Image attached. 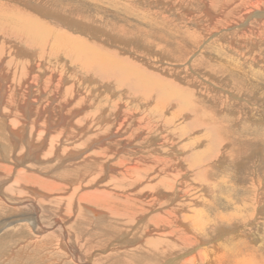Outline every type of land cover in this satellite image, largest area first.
<instances>
[{"label":"rangeland","instance_id":"rangeland-1","mask_svg":"<svg viewBox=\"0 0 264 264\" xmlns=\"http://www.w3.org/2000/svg\"><path fill=\"white\" fill-rule=\"evenodd\" d=\"M103 1L104 0H0V4L7 3L11 6L14 5L17 8L20 7L27 13L38 16L46 15L47 13L53 15L57 13L61 15L62 12V14L64 13V15L73 17L74 20L89 26V31H93L94 34H100L99 38H103L102 41H104L106 46L117 49L118 51L121 50L120 52L123 55L130 57V59L139 67L141 66L142 69L158 74L162 78L172 80L175 84L182 87H189L192 90L200 91L201 97L195 99V102L197 105H203L205 111H207L206 113L200 107L199 108L205 116L213 118L211 120H213L215 125L220 129L217 137L222 140L218 141L221 144L219 143L214 148V151H211V157L200 162L199 167L194 166L193 168H189V157L187 156L192 155L191 153L193 150L190 149L186 151L187 153L184 152L181 154L179 153V149L181 150L180 147L185 145L186 142L190 141L193 137L200 136L202 131H204L202 127L196 128L195 130L189 128L185 138L182 137V139L178 138L170 127H166L163 124L162 117L160 121L157 118L155 119L153 115H149L152 121L147 125L148 120L146 117L148 115H146L144 111L146 108L144 103H140L138 106L135 105L134 102L129 104L125 96L127 94L125 89L122 90V88H117L114 82H104L97 78H88L86 74L78 70L76 65L69 63V60L63 55L57 56L56 58L52 57L51 59L47 57L42 60L40 59L41 63L43 62L42 65L40 64L41 68L37 71L35 67L34 71L39 73L48 71V74L46 75L45 72L41 73L40 76L37 73L38 77L35 80L30 76L31 78H29V81H33V83L27 81L23 84V82H21L23 85V89L21 90L27 92L25 96L23 95L25 92L22 94L23 99L20 104L26 103L25 101L27 100H36L37 104L40 102V97L43 96L42 92L44 91V88L39 85L42 80L50 77V80L57 84V81L60 82L63 78H67L68 80L65 79L63 81V85L74 86L75 90H79L80 94L83 96H85L86 93L83 94L82 91L86 90L87 93L91 94L90 99L94 106L93 111L95 112V109L97 110V113L93 116L94 119L97 120L95 121L93 119V128L89 132H86V134H81L79 138H77L74 132L69 134V130L65 131V138L70 139L68 147H70L69 149H73V152L71 151L72 153H77L79 150L83 151V149L87 150L89 147L91 149L108 147V154L112 156V159L109 160L110 164H114V161L120 158L123 162L121 166L124 167L123 169L131 167L141 168L139 172L140 182L142 183L140 185L141 189L149 185L147 180L148 178L151 179L153 174L154 176H159L160 179L165 176V172H169L172 175L174 174L176 177H178V169L180 171L183 170V172L185 171V173L187 172L185 178L183 177V179H181L178 177L179 179L176 178V180L173 181L174 187H176V195L180 192L177 190L182 189L179 180L186 181L184 183L185 186L189 185L185 196V202L191 205L185 203V205H188V209L186 212L184 211V213L191 215L194 220L195 217L193 214L196 213L194 210L201 209V211L204 210L206 215L213 221L206 224L198 215L199 223H201V225L203 224L201 226L202 231H198L196 227H192L193 224H189L192 232L186 236L188 240L182 236L181 241L184 246L179 238V231H182V229L172 226L171 231L175 234L172 240L174 243L173 245L176 247L178 243L177 245L179 246L176 247L178 249H170L169 244L162 245V250L164 252L161 253V256L159 254L158 260H153L150 256H145L151 264H156L157 262L164 264L165 262L163 261L171 262L173 260L175 262H183L184 258H191L194 257V255L197 256V254L205 248H215L214 250L217 249L221 251L217 253L219 256L220 254L222 256L221 261L219 260L218 262L219 264H242L243 261L244 264L249 260V264H264V0ZM224 1H227V3ZM95 3L99 4V7H101L94 6L96 9L83 8L84 4ZM118 5L122 10L128 11L124 12L121 16L116 15L113 11L115 10L114 7ZM223 7L229 9V14L220 13V9ZM213 23H215V25ZM115 44L117 45L112 46ZM20 50L21 54L26 53L30 55V61H28V63L33 62L32 57L34 61L37 59L35 55L36 52H38L37 48ZM2 56L3 55H0V61L2 60ZM4 61L6 62L4 63ZM1 62L2 65L7 64V60L3 59ZM144 65L145 67H143ZM228 65L230 67L225 69ZM13 70L15 71L16 68L12 67L10 70L6 69L4 73L8 74L10 71V74H13ZM67 71L70 75L67 74ZM56 72L58 74H56ZM55 74L59 75V78L56 79L55 77L57 76ZM61 76L63 77L62 79L60 78ZM69 80L70 82H67ZM95 80L97 81L95 82ZM46 89V96L44 95L43 99L48 98L47 102L44 104V109L47 110V112L52 110L53 116L50 114L49 116H44L45 118L48 117L45 119L46 122L44 125L38 123L37 128H34L35 134L33 132V136L31 137L29 133V124L31 122L29 116H25V114L22 116L20 111L14 113V115L16 114V116H14L15 118L29 123L26 129H22L20 125L18 127L19 130L14 129L13 126L10 125V120L13 116H9L8 113L3 114L2 110H4V108H0V184L7 183V185H12L14 184L12 183L13 179L18 173L23 174L22 177L25 179V176H28L27 174L30 175L33 173V175L38 176V179L41 180L40 186H46L48 189H52L56 186V189H52L53 193H51L53 195H51L50 201L48 199L46 202L48 203L46 204L47 207L50 206L51 210L53 209L51 213L48 212V220L52 221L57 217H61L64 220V224H68L66 225L68 226L69 232H80V228L73 226L80 221L77 219L78 198L75 194L81 193L88 188L89 190L87 191L90 192L91 190L96 191L97 189V192H120L119 190L125 189L121 180V170L115 167L109 168L108 163L104 165L105 170H103L104 173L102 176L99 175V173L96 174L97 170L101 174L102 169H98L97 167H99V165L95 164L94 175L97 178L93 175L94 179L91 177V180L88 176H85V179H75V176H72L74 177L72 178L69 175L66 178L64 176L62 177L60 174L62 171L53 169L55 165H52L44 173L37 170L33 171V168L28 169L27 166L31 164H37V169H42L46 164H40L37 162L36 157L28 156V139L31 138L33 141L36 140L38 129H49V123L51 122L52 125L56 124L62 111L64 113V109L60 107V101L54 100V95H58V91L52 88ZM29 90H31V93H29ZM39 90L40 94H38ZM58 96L61 97L60 93ZM77 96L78 95L74 94L73 100L75 104L81 99V97L76 98ZM87 96L89 97L88 94ZM67 100H69V98ZM139 100H137V102H140ZM48 101L51 102L48 103ZM20 104H16V108L19 110L23 108L22 106L20 107ZM84 104L82 103L74 106L78 112L80 110L79 116L90 111V107H87V105L83 106ZM97 105H99V108ZM81 106H83V108ZM4 107L8 108V103H5ZM72 107L73 106L67 107L70 113L74 111ZM175 108H177V104L171 106L170 109L168 107V110L164 112V116L167 118L170 117V112ZM93 111L91 109V112ZM67 115H69V113H67ZM7 116L9 118H7ZM149 116L147 118H150ZM72 117H77V115ZM78 117L77 121L74 119L73 124L77 122H79V124L86 122L84 118ZM194 117L195 116L191 113L184 114V118L179 115V118L174 121V124L175 126H179L183 122H191ZM80 118H82L83 122H80ZM104 120L107 121L104 122ZM172 128L174 129L173 126ZM102 136H106L103 144L102 142H93ZM202 139L203 140L197 145V151L205 150L208 145V140L205 139V137ZM81 142L86 143L85 146H80ZM87 143L92 144L88 145ZM53 150L55 149L53 148ZM9 151L10 153L12 152V155H10ZM4 156H8V159L6 160ZM25 156L26 159H23L21 165L20 162L22 160L19 158H24ZM163 159H165V161ZM177 159H180L183 165L180 166V164L177 163ZM59 162H61V159H58L56 164H59ZM169 163L178 167L171 169V167L169 168V165H167ZM80 164L83 168L81 173H86L87 168L84 166L85 163L80 160ZM64 167L68 169L67 166ZM144 168L146 171H141ZM201 168H204L203 176L201 175V180H197V173ZM22 170L24 171L23 173ZM150 170L152 172H150ZM173 170H175V173L172 172ZM69 171L71 172L70 169ZM76 175H80V173L77 172ZM35 179L36 181L38 180L37 178ZM74 179L81 184L78 185L80 189L77 192L74 190L75 187L73 184H71L72 181L75 182ZM89 180H91L92 183H90ZM21 185H23L22 187L26 186L24 184ZM43 189L46 191L45 187H36L37 191L44 192ZM163 191L165 193L169 192L167 189ZM73 192H75V199L73 200L74 203L72 206L69 204L70 212H65V214L60 213L64 211L62 208L67 205ZM29 193L31 194V192L26 194ZM148 193L150 194V192ZM180 193H183V191L181 190ZM200 195H202V197H200ZM30 196L31 195H14L13 198L16 200L34 198L36 200L34 196ZM40 197V199L43 198V196ZM215 197H218L221 204L217 205L218 208L214 207V205V209L212 207L207 208L208 201L213 202ZM1 201L0 264H84L83 261H76L72 253L69 252L67 244L61 241L59 236L51 240L45 237L47 234L39 235L33 220L23 219L22 216L20 217L22 212L19 209L17 211V208L6 205L4 200ZM16 202L18 203V201ZM227 203L228 205H225ZM94 207L96 209L100 208L103 211L108 210L106 213L113 214L104 204L98 203ZM28 212L32 214V211ZM109 217H111L110 220L114 219L112 216ZM114 217L115 220L113 221H119V216L114 215ZM21 218L22 220H20ZM23 225H25V227ZM77 226L79 225L77 224ZM106 226L108 229H104L105 231L102 233L95 234L89 239V242L86 239L83 240L82 251H84L83 257L85 261H88V258H90L92 262H88L93 264H109L112 262V259H115V256L111 254L114 252V249L119 250L121 248L119 251H125V249L127 251L135 247L134 244L136 240L133 238L134 230L132 228L125 229L122 223L117 225L108 223ZM86 228L85 231L88 233L89 230H92L91 228ZM110 230H112L113 233L110 232ZM123 230L124 232H122ZM129 232L133 233L130 234ZM150 232L155 233V230ZM194 235L198 240L195 239ZM144 239H146V236L139 240L142 241ZM192 242L194 244L191 246L187 244ZM224 243H229L232 247H230V249L229 247L219 249L220 245ZM84 247L87 251L84 250ZM198 257L202 258L200 255ZM144 260L145 259L140 262L147 261ZM198 263H200L199 260ZM201 263L206 264L204 261Z\"/></svg>","mask_w":264,"mask_h":264},{"label":"bare ground","instance_id":"bare-ground-1","mask_svg":"<svg viewBox=\"0 0 264 264\" xmlns=\"http://www.w3.org/2000/svg\"><path fill=\"white\" fill-rule=\"evenodd\" d=\"M224 2L227 3V1H224ZM52 3H54V2H52ZM83 6H84L83 8H85V9H92V8L96 9V7H99V4H96V3L95 4H84ZM94 6H96V7H94ZM117 7L115 6L114 7L115 10L113 11V12H115L116 15L121 16L124 12L128 11V10H122V8L119 7V5ZM228 10L229 9H226V7H223L222 9H220V13L221 14H229ZM99 12H100V9H99ZM249 17H251V16H249ZM211 19H213V18H211ZM217 19H218V17H217ZM221 19H222V17H221ZM213 24L215 25V23H213ZM105 25H107V24H105ZM121 27H123V26H121ZM89 30H90L89 26L85 25L84 23H81L80 21L78 22V21L74 20L73 17L64 15V13L62 14V12H61V15L57 14V13H54V15L51 13H47L46 15L44 14V15L38 16V15L31 14V13H27L26 11H23L20 7L17 8L14 5L11 6L7 3L0 4V55H3L2 60L3 59L7 60V64H5V65L1 64L2 60L0 61V108H2V109L4 108V110L6 109L5 112H4V110H2L3 114L8 113L9 116H13L12 118L10 117L11 118V120H10L11 124L10 125L13 126L14 129H18L19 125L21 126L22 129H24V128L26 129L28 124H29L28 122L21 121L19 118H15L14 116H16V114L14 115V113L20 111L22 116H24V114H25V116H29L30 121H31L29 124V126H30V129H29L30 132L29 133H30V137H31V136H33L34 128H37L38 123L44 125V123L46 122L45 119L48 117L45 118L44 116H49V114L51 116H53L52 110L47 112V110L44 109V106H45L44 104H45V102H47V98H48L47 97L46 99H43L44 95L46 96V91H45V90H47L46 88H52L53 90L58 91V95L60 93L61 97H59L56 94V95H54V100L55 101L59 100L60 101V103H59L60 107L64 109V113L61 110L62 113L58 117L56 124L52 125L50 122L49 123V126H50L49 129H42V128L38 129V135L36 137V140L33 141V140H31V138L28 139V143H27L28 156L29 157L34 156V158L36 157L37 162H39L40 164L46 163L45 167H43L42 169L41 168L37 169V167H36L37 164L36 165L31 164L30 166H27L28 169L33 168L32 169L33 171L37 170V171H41L42 173H44L52 165H55V167L53 169H56V170L58 169V170L62 171V173H64V174L60 173L62 175V177L64 176L66 178L69 175L71 177L75 176L76 177L75 179H80V178L85 179V176L86 177L88 176L89 179L92 180V178L95 176L94 175L95 164L99 165V167H97L98 169H102L101 174H100V172H98V170H97L96 174L99 173V175L103 176V173H104L103 170H105L104 165L108 164L109 160L112 159L111 154H108V151H109L108 147L107 148L102 147L101 149L100 148H92L91 149L89 147L87 150L86 149H83V151L79 150L77 153L76 152L72 153L73 149L72 148L69 149L70 147H68V143L70 142V139L65 138V136H66L64 134L65 131L69 130V134L74 132V134L77 135V138H79V136L81 134H86V132H89L93 128V124H94V122H93L94 117L93 116H95V114L97 113L96 112L97 110L95 109V112L93 111L94 106L92 105V100L90 99L91 94L87 93L86 90L82 91L83 94L86 93V95L83 96L80 94L79 90H75L74 86L63 85V81L67 78H63L61 76L60 78L61 79L63 78V79L60 82L57 81V84H56L50 80L51 79L50 77L49 78L45 77L48 79L42 80L41 83L39 84L42 88H44L43 89L44 91L43 92L41 91L43 96L40 97L41 99L39 100L40 101L38 103L39 105L37 104L36 100H27V101H25L26 103L20 104L21 100L23 99L22 94L25 92V90H21V89H23V85L21 84V82H23V84L27 81L29 83L30 82L33 83V81H29V78H31L30 76H32L33 80H35L38 77V74L40 75L41 73L46 72V71L41 72V73L37 72L38 69L41 68L40 64L42 65V63H43V62L41 63L40 59L42 60L43 58H46V57L48 59H51L52 57L56 58L57 56H61V55H63L65 58H67L69 60V63L76 65L78 67V70H80L84 74H86V76L88 78H90V79L91 78L92 79L97 78L98 80H101L104 82H114L115 86H117V88H122V90L125 89L127 91V94L125 96L127 97L126 99L128 100L129 104L131 102H134V104L138 106L140 103H144L145 107H146L144 110L146 115H148V116L153 115L155 119L157 118L160 121H161V117H162L163 122H164L163 124L166 127H170V129H172L173 133L175 132V134L177 135L178 138H182V137L185 138V135H186L189 128L192 130L193 129L195 130L196 128L202 127L204 131H202L201 135L197 136V137H193L190 141L186 142L185 145H182V147H180L181 150L179 149V153L182 154V153H184L190 149L193 150L191 153L193 156L192 155L187 156V157H189V163H188L189 168H193L194 166L199 167L200 162L210 158L211 157V155H210L211 151H214V148L220 143L218 141H222V140L217 137L218 131L220 129L218 126L215 125L214 121L211 120L213 118L205 116L201 112V109L205 113L207 112V111H205L203 105H199V104L197 105V103L195 102V99H199V97H201V95H200L201 92L198 90H192L189 87H182L180 85L175 84L174 81H172V80L162 78L158 74H155L153 72H149V71H146L145 69H142L141 66L139 67L136 63H134V61L131 60L130 57L123 55L120 52L121 50L118 51L117 49H113L112 47L106 46L104 41H102L103 38H101V37L99 38L100 34H96V33L94 34L93 31H89ZM96 35H98V36H96ZM116 39H115V41H116ZM116 45L117 44L112 45V46H116ZM29 48H31V49L37 48L38 49V52L35 51L36 52L35 55H36L37 59L34 61V58L32 57V59H33L32 63L31 62L28 63V61H30V59H29L30 55H28L26 53L21 54V52H20L21 51L20 49L28 50ZM57 60H59V59H57ZM5 62L6 61H4V63ZM45 63H47V62H45ZM12 67L16 68L15 71L13 70L14 71V73L12 72L13 74H10V71L8 72V74L4 73L6 69L10 70V68H12ZM35 67H36L37 71H34ZM143 67H145V65ZM229 67L230 66L228 65V67H226L225 69H227ZM45 70H47V69H45ZM47 72L45 73L46 75L48 74ZM56 74H58V73L56 72ZM67 74H69L68 71H67ZM61 75H62V73H61ZM56 76H57V77H55L56 79L59 78V75H56ZM96 81L97 80H95V82ZM38 82H40V81H38ZM67 82H70V80ZM73 84H74V82H73ZM106 84H108V83H106ZM87 88H89V87H87ZM31 90H29V93H31ZM156 90H158V91H156ZM26 92L23 94L24 96L26 95ZM110 93H112V92H110ZM38 94H40V90H39ZM74 94L78 95L76 98L81 97V99H79V102H77L76 104L74 103L75 101L73 100ZM87 94L89 95V97L87 96ZM28 98H29V96H28ZM68 98H69V100H67ZM111 98H112V96H111ZM86 100H87V102H86ZM137 100H139L140 102H137ZM50 102L51 101H48V103H50ZM5 103H8V108L4 107ZM82 103L83 104L85 103L83 106L87 105V107H90V111H88V113H86V114H83L82 116H79L80 110L78 112L74 106H77V105L82 104ZM125 103H126V101H125ZM16 104L17 105L20 104V107L21 106L23 107L21 110H23V109L24 110L21 111L18 108H16ZM175 104H177V108H175L174 110H172L170 112V114H171L170 117L167 118L166 116H164V112H166L168 110L167 108L169 107V109H170V107L175 105ZM71 106H73L72 108L74 110L72 113H70L68 108H67V107H71ZM83 106H81V107L83 108ZM97 106L99 108V105H97ZM91 109L93 112H91ZM71 111H72V109H71ZM67 113H69V115H67ZM189 113H191L195 116L191 122H188V123L183 122V123H181V125L175 126L174 121L179 118V115H181V117L184 118V114H189ZM75 115H77V117L79 116V117L84 118L86 120V122L81 123V124H79V122H77V123L75 122L76 124H73L74 119H76V121H77V117H74V118L72 117ZM144 117H146V116H144ZM147 117H146V119L148 120L147 125H149V123L152 121V119L150 116H149L150 118H147ZM164 117H165V119H164ZM7 118H9V117L7 116ZM82 118H80V122L82 121ZM102 118H103V116H102ZM72 119H73V121H72ZM106 121L104 120V122H106ZM172 126L174 127V129L172 128ZM81 132H83V133H81ZM34 134H35V132H34ZM166 136H168V135H166ZM16 137H17V135H16ZM204 137H205V139L208 140V145L205 148V150L197 151V145L201 140H203L202 138H204ZM105 138H106V136H102L101 138L96 139L93 142H96V143L102 142V144H103L105 141ZM85 144L86 143L81 142L80 146H85ZM91 144L92 143H89L88 145H91ZM13 148H14V146H13ZM53 148L55 150H53ZM84 148H86V147H84ZM12 150H14V149H12ZM111 150H112V148H111ZM9 153H10V151H9ZM84 154H86V155H84ZM10 155H12V152L10 153ZM4 158L7 160L8 156L7 157L4 156ZM160 158H162V157H160ZM19 159L22 160L21 162L19 161L20 164L22 165L23 159H26V156L24 158L20 157ZM58 159H61V162H59V164H56ZM184 159H186V158H184ZM80 160H82L85 163L84 166H86V168H87V171L84 174L81 173V171H83V168L80 166L81 165ZM163 160L165 161V159H163ZM132 161H134V160H132ZM122 163L123 162L119 158V159L114 161V164L109 163L108 167L109 168L115 167V168H118V170H121L120 171V173L122 175L121 180H122V183L124 184L125 189L119 190L120 192H111V191L106 192V191H101V190H100L101 192H97L98 189L96 191L91 190V192H90V191H87V190H89V188H88L86 190H83L81 193L75 194V192H73L71 194V198L68 200L67 205L64 208H62V210H64V211H61L60 213L65 214V212H70L69 204L71 206L73 205V203H74L73 200L75 199V195H77V198H78L77 219L80 221L73 226L80 228V232H75V231L69 232L68 226H67L68 224L67 223H66L67 225L64 224V220L61 217H57L52 221L48 220L49 219L48 212L51 213L53 209L51 210L50 206L47 207L46 204H48V203H46V202L48 199L50 201V197H51V195H53L52 191L54 189H56V186H54L52 188L53 190L51 188L48 189L46 186H40L39 184H40L41 180L38 179V176L33 175V173L30 175L27 174L29 177H32V178L25 176L26 179L22 177L23 174L18 173L17 176L13 179L12 183H14V184H12V185H7V183L0 184V198H1L0 202L2 203L1 200H4L6 205L11 206L12 208H17L16 209L17 211L19 209L22 212V215H20V214L19 215H20V217L22 216L23 219L26 218L27 220H33V223L35 222V228H37V233L39 232V235L40 234H47L45 237L48 239H51V240L54 238H58V236H59V239L61 238L60 240L63 241L65 244H67L69 252L72 253V255L76 259V261L77 262L83 261L84 264H93V263H91L92 261L90 260V258H88L89 259L88 261H91V262L84 260V257H83L84 251H82L83 240L86 239L89 242L90 241L89 239H91V237H93L95 234L102 233L103 231H105L104 229H108V227L106 226V225H108V223L111 225H113V224L117 225L119 223H122V225L124 226L125 229L132 228L134 230L133 238H135L134 240H136V243L134 244L136 247V248L134 247L135 249L133 248L132 250L129 249L127 251H126V249H125V251L124 250L119 251L121 248L119 250L114 249V252L111 254L115 256L114 257L115 259H112V262L109 264H151L149 262V260L146 259L147 257H145V256H148V257L150 256L151 259H153V260L157 259L158 260L159 254L161 256V253L164 252L162 250V245H168L169 244L170 249L176 248L177 246H179V245H177L178 243L177 244L175 243L176 247L173 245L174 243L172 240H173V237L175 236V234L173 231H171L172 226H176V227H179L182 229V231L181 230L179 231L180 232L179 238H180V242L182 243V241H181L182 236H184L187 239L186 236L192 232L191 226L189 224H193V226H192L193 228L196 227L198 229V231H202L201 226L203 224L201 225V223H199L198 215L202 218L203 222L206 224H209L213 221L212 219H210L208 217V215H206V212H204V210L201 211V209H195L194 210V211H196V213L193 214V216L195 217L194 220H193V217L191 215L184 213V211L186 212V210L188 209L187 208L188 205H191L190 203L185 202V200H186L185 196L187 194V190H188L189 185L185 186L184 183L186 181L179 180V182L181 183L180 185L182 186V189H179L177 191L181 192V190H182L183 193L178 192V195H176V187H174L173 181H175L176 178H178V177L181 179H183V177L185 178V174H187V172L185 173V171L183 172V170L180 171L178 169V171H177L178 177L174 176V174L173 175L170 174L169 172H165V173L162 172L165 174V176L161 177L160 179H159V176H154V174H153V177H151V179L148 178V180H147V182H149V185L146 188L142 187L143 189H141L140 185L142 183L140 182V178H139L140 177L139 172H140L141 168L131 167L128 169H123L124 167H121ZM177 163H179L180 166L183 165L180 159H177ZM167 165H169V168L171 167V169L178 167L176 165H171L170 163ZM64 166H67L68 169H65ZM69 169L71 170V172L69 171ZM201 169L197 173V177H196L197 180L202 179L204 168L202 170ZM92 170H94V171H92ZM129 170H131V171H129ZM151 170H150V172H152ZM205 170H206V168H205ZM207 170H208V168H207ZM141 171L144 172L146 170L144 168ZM19 172H20V170H19ZM23 172L24 171L22 170V173ZM74 172H75V174H74ZM77 172H79L80 175H76ZM172 172L175 173V170H173ZM60 174H58V175H60ZM160 175H162V174H160ZM35 178H37L38 180L36 181ZM72 178H74V177H72ZM91 180H89L90 183H92ZM119 180H118V182L120 183ZM72 182H71V184H73V186L75 187V189L74 188L73 189L76 190V192L79 191L80 186L78 187V185H81L79 183V181L75 180V182L74 181H72ZM25 183H27V184H25ZM119 183H118V185H119ZM21 184H24L26 186L22 187L23 185H21ZM32 184H34V185H32ZM43 185H44V183H43ZM28 186L31 189H29ZM36 187H38V188H40V187L44 188L45 187L46 191H45V189H43L44 192L43 191H37L39 189L36 190ZM164 189H167V191H169V192L165 193L163 191ZM28 192H31V194L30 193L26 194ZM148 192H150V194ZM99 193H103V194H99ZM14 195H17V196H19V195L20 196L31 195L30 197L34 196L36 198V200L34 198H25L23 200H16L15 198H13ZM40 196H43V198L40 199L41 198ZM38 197L40 200L38 199ZM200 197H202V195H200ZM15 200L18 201V203ZM92 203L95 205L98 203L106 205L113 214L106 213L108 210L103 211L100 208L96 209L94 207L95 205H93ZM185 203L188 205H185ZM219 204H221V201L218 199V197H215L213 202L208 201V205L207 204H205V205H207V208H210V207L213 208V205H214V207H217V205H219ZM225 205H228V203ZM28 211H32V214L31 213L29 214ZM53 212H55V211H53ZM88 212H89V214H88ZM150 212H152V213H150ZM114 215L119 216V218H118L119 221H113V220H115ZM109 216H112V218H114V219L110 220L111 217H109ZM43 217L45 218L46 221L44 220ZM216 217H214V218H216ZM223 217H224V215H223ZM220 218H222V217H220ZM20 220H22V218ZM214 222H216V221H214ZM77 224L81 227L77 226ZM23 226L25 227V225H23ZM204 226H203V228H204ZM21 227H22V225H21ZM85 228L86 229L91 228L92 230H89V233H88L85 231ZM154 230H155V233L150 232V231H154ZM17 231H19V230H17ZM110 232H112V230H110ZM122 232H124V230ZM132 233H130V234H132ZM142 236L144 238L146 236V239L141 241L139 239L143 238ZM196 238L197 237L195 236V239ZM196 240H198V239H196ZM105 243H107V242H105ZM187 244L189 246H191L194 243L192 242V243H187ZM182 245L184 246L183 243H182ZM223 245H224V247H223ZM91 247H94V246H91ZM96 247H97V245H96ZM226 247H229V249H230V247H232V246L229 243L228 244L224 243V244L220 245L219 249H223ZM94 248H90V249H94ZM176 249H178V248H176ZM212 249H207V248L202 249L201 252L199 254H197V256L194 255V257H191V258L186 257V258H184L183 262H181V261L175 262L174 260L171 262H168V261H163V262H165L164 264H200L202 261H204L206 264H217L219 262V260L221 261L222 256H221V254H220V256H219V254H217L218 251H220V250H217V249L214 250L215 248H212ZM84 250H86L85 247H84ZM91 251H93V250H91ZM199 255L202 256V258L198 257ZM112 258H113V256H112ZM143 259H145L147 261L141 263L140 261H142ZM179 259H180V257H179ZM99 260H102V259H99ZM135 260L137 261V263ZM198 260L200 261V263H198ZM243 262H242V264H243ZM158 263L159 262H157L156 264H158ZM249 263H250V260L245 262L244 264H249Z\"/></svg>","mask_w":264,"mask_h":264}]
</instances>
